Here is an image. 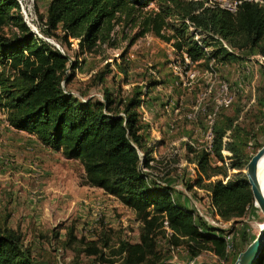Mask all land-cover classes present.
<instances>
[{"label":"trees","instance_id":"1","mask_svg":"<svg viewBox=\"0 0 264 264\" xmlns=\"http://www.w3.org/2000/svg\"><path fill=\"white\" fill-rule=\"evenodd\" d=\"M148 1L49 0L45 14L40 15L44 24L41 31L68 44V35L73 36L84 50L109 41L115 23L121 19L134 21L143 15L140 32L150 29L159 33L165 17L170 16L176 22L173 23L176 34L191 39L185 50L192 60L204 54L202 45L194 39L195 32L201 33L204 45L209 38L220 37L234 46L264 54V7L255 2L244 1L231 12L204 6L201 0H157L158 10L142 11ZM8 20L17 26V32L2 31L1 26ZM57 29L63 33L57 34ZM221 49L225 50L222 46ZM68 61L64 49L29 29L18 12L17 0H0V109L5 110L9 124L35 134L44 145L60 151L64 157L78 159L83 166L84 181L116 196L138 219L137 240L121 239L112 250L121 254V261L115 263L112 258H104L95 241L88 242L86 251L100 253V258L115 264H200L191 263L189 258L195 259L207 251L217 255L216 264L230 261L233 264L238 252L255 236L241 218L248 208L255 206L246 175L241 170L227 175L225 168L210 166L208 152L201 150L195 158L202 175L187 183L188 188L197 184L206 189L223 220L239 223L238 234L233 237L234 250L227 256L226 229L195 216L192 205L175 194L173 185L149 178L151 173L142 170L137 148L141 146L147 123L141 122L137 110L140 85L133 84L125 96L119 92L114 95L105 87L101 100L92 97L82 100L61 83L69 78ZM117 69L127 75L126 58L117 62ZM104 73L105 69L97 72L99 80ZM262 104L254 127L264 135V100ZM235 119L236 114H222L215 123L214 153L222 157V136L226 129L232 128L225 146L234 156L239 155L232 166L241 168V157L246 154L240 143L248 131L239 123L233 125ZM143 164L151 166L147 159ZM217 173L228 177L225 181L221 177L210 179ZM165 219L171 229L168 235L163 228ZM75 227L72 224L67 228V241L75 240ZM161 237L162 242L158 241ZM179 248L187 257L180 263L169 259ZM0 264H41L24 243L22 231L6 223L0 224ZM253 264H264V248Z\"/></svg>","mask_w":264,"mask_h":264},{"label":"rangeland","instance_id":"2","mask_svg":"<svg viewBox=\"0 0 264 264\" xmlns=\"http://www.w3.org/2000/svg\"><path fill=\"white\" fill-rule=\"evenodd\" d=\"M22 1L23 3L32 1L33 24L39 32L36 34L60 50L64 49L69 56L66 70L69 78L61 81L66 90L82 100L87 97L101 100L105 87L112 90L114 95H118L119 92L125 96L133 84L140 85L142 90L140 98L143 94L150 118L154 124L156 122L160 131L158 139L153 142L151 127L141 119V122L146 124V129L142 131L143 138L139 149L151 151V154L155 150L158 156L157 163L148 167L147 171L158 180L161 179L159 181L173 185L175 194L184 198L188 204H198L208 212L209 193L206 189L197 184L187 187V183L194 182L198 175H202L195 158L196 153L200 151L192 150L193 147L185 140H180L181 135L190 136L194 131L191 127L184 128L183 131L179 129L169 132L163 102L169 96L188 103L194 102L207 84L216 83L219 78L226 80L234 93V98L230 106L220 110L216 122L222 114L237 115L233 125L239 123L244 131H248L240 143L246 156L241 157V168H236L232 166V162L238 160L239 155L234 156L232 151L225 156L221 153L222 157L214 152L208 153V164L225 168L227 175L238 170L245 174L247 156L256 151L259 147L257 144H264V135L257 132L254 127L264 100V65L257 63L252 70L243 71L239 64L244 59L243 55L261 52L234 46L220 37L209 38L207 46L219 59L216 70L211 75L203 73L209 59L203 54L191 65L192 69H198L199 72L190 80L185 73L182 77L176 75L169 64L176 54L180 56L178 52L185 50L191 43L190 38L176 34L173 27L175 21L170 16L165 17V23L159 33L150 29L140 32L143 27L141 23L143 15H138L134 21L124 22L121 19L115 23L109 41L82 50L77 45V38L73 36L68 35L67 39L70 42L68 44L57 36H48L41 31L44 24L40 15L45 14L49 0ZM158 3L157 0H149L142 6V11L150 8L158 10ZM18 12L23 20L19 4ZM26 25L28 26L27 23ZM1 29L7 34L18 30L11 20L4 23ZM56 32L63 33L59 29ZM178 42L181 44L180 47L177 45ZM224 42L239 55L229 51ZM221 46L225 50L221 49ZM123 58L128 62L126 76L117 69V62H121ZM74 62L72 66L71 63ZM103 69L104 77L99 80L97 72ZM1 114L0 109V160L3 164L10 165L7 170L0 165V224L24 228V235L29 232L27 231L29 226L30 230L36 231L34 235L37 236L39 246L32 244L29 248L33 257L41 264H115L121 261V254H114L112 250L117 248L121 239L137 240L139 223L135 212L116 196L107 195L98 188H90L91 185L83 179V166L78 159H65L59 151L52 153L42 149L41 145L29 139V135L18 134L16 129L2 125ZM202 125V120H199L195 126ZM228 129L231 138L232 128ZM193 140L196 141L197 137ZM171 141H176L175 146L178 149L173 153L172 148H169ZM220 159L223 160L221 164L218 162ZM185 160L194 161L200 173L197 170L193 172L188 165L179 164ZM24 161L27 162L24 165L27 169L17 168L14 172L11 171ZM63 177L65 179L61 180ZM219 177L226 180L228 176L217 173L211 175L210 179ZM26 198L33 200L38 207L34 210L28 207L29 202L26 203ZM34 212L41 216L39 223L32 221ZM28 213L31 217H24ZM22 216L24 220L21 219ZM241 218H244L243 223L249 226V231L256 234L259 229L253 225L262 222V211L256 205L251 206ZM72 224H75V229L78 230L75 231L77 237L75 236V240L67 241L66 230ZM91 241L97 243V247L103 251L104 258H112L115 263L103 260L99 257L100 253H88L86 247ZM186 258L181 248L173 251L169 257L178 263ZM195 261L200 264H216L215 257L207 251L198 255Z\"/></svg>","mask_w":264,"mask_h":264},{"label":"built area","instance_id":"3","mask_svg":"<svg viewBox=\"0 0 264 264\" xmlns=\"http://www.w3.org/2000/svg\"><path fill=\"white\" fill-rule=\"evenodd\" d=\"M201 1L204 6L219 7L229 10L231 12H235L238 6L244 1L255 2L264 7V0H201ZM17 2L19 4L20 12L22 14L24 22L28 24V26L31 28L33 32L39 34L36 26L33 24L34 16L31 10L32 1H30L29 3L27 2L23 3L22 0H17ZM190 28H193V26H190ZM194 39L197 41L198 44L202 45L204 54L209 58L207 62V67L203 70V73L204 74L208 73L211 75L213 72H215L216 67L219 63V59L212 53V51L207 45L203 44V38L201 33L195 32ZM224 46L227 47L229 51L239 55L236 50L229 48L225 42H224ZM178 54H180V56L176 54L175 57L172 58L169 63L171 66V70L176 75L181 77L182 74L185 73L187 79L195 77L198 74L199 70L194 68L192 69L191 65L193 64L194 60H192V58L190 57V55L187 53L186 50H181L180 52H178ZM243 56L244 59L239 64L240 69L243 71L252 70L257 63H259L260 65H264V54L254 53V54H246ZM240 69L237 64V72H239ZM233 98H234V93L230 90V86L228 85L226 80L220 78L217 79L216 83L211 82L207 84L204 90L201 92V95L197 99H195L194 102L192 101L191 103H188L183 101L182 99L173 98L169 96V98L165 99L163 102V109L166 116L167 129L169 132H173L179 129L183 131L184 128L192 127L191 129H193L194 134L190 136L187 134H183L180 136V140L181 139L185 140L189 146L193 147L192 150H196V151L204 150L208 153L213 154L214 136H215L214 128H215L216 119L218 118L220 110L222 108H226L231 105ZM147 108L148 107L146 106V103L144 101V96L142 94L139 105L137 106V109L140 113V117L145 123L149 124L151 130L154 127L157 129V125L156 123L154 124L153 121L151 120L149 110ZM1 110L5 114L3 125L12 127L6 118L5 110L4 109ZM199 120H202L203 125L195 126L198 124ZM229 131L230 129H227L224 135L222 136V146L220 148V152L224 156L231 153L230 150L225 146L226 141L230 139ZM159 134H160L159 130H157V132H153L154 135L153 142L158 139ZM194 137H197L196 141L193 140ZM175 144L176 141H171L169 144V148L170 149L172 148L171 149L172 153L178 150ZM137 152L140 158L141 168L144 171H147V168L149 167L148 165L143 164L144 160L147 159L148 164L151 166L155 165L158 161L157 158L158 156L155 150L153 154H151L152 153L151 151L145 152L137 148ZM218 162L221 164L223 163V160L220 159L218 160ZM179 164L188 165L193 170V172L197 170L200 173L197 164L194 161L185 160L184 162H179ZM149 178H155V180H157L158 182H162L159 181L161 179L158 180L155 177V175H153L152 173L150 174ZM222 180L225 181V179ZM208 203H209L208 204L209 212L198 204L192 205L194 214L195 216H200L204 221L215 227H222L226 229L224 233V238L226 240V255L230 256L234 250L233 237L234 235L238 234L237 226L239 225V223L233 222V220H223L217 214L216 208L211 202L210 197ZM163 228L165 229L166 235L171 233V229L166 219L163 221ZM158 241L162 242L164 241V238L161 237L158 239ZM209 253H211L215 258H217V255L214 254L213 252H209ZM189 261L192 263L195 261V259L189 258Z\"/></svg>","mask_w":264,"mask_h":264},{"label":"water","instance_id":"4","mask_svg":"<svg viewBox=\"0 0 264 264\" xmlns=\"http://www.w3.org/2000/svg\"><path fill=\"white\" fill-rule=\"evenodd\" d=\"M263 153L264 144H262L250 156L244 167V172L246 174L247 182L250 185L253 200L256 204L259 205L262 211V222L253 239L242 250L238 252L233 264H253L264 248V194L261 190L257 176L258 159Z\"/></svg>","mask_w":264,"mask_h":264},{"label":"crops","instance_id":"5","mask_svg":"<svg viewBox=\"0 0 264 264\" xmlns=\"http://www.w3.org/2000/svg\"><path fill=\"white\" fill-rule=\"evenodd\" d=\"M1 117H2V120H1V124L3 125V120H4V117H5V114L3 113V111H2V114H1ZM156 123V122H155ZM157 125V124H156ZM158 126V125H157ZM7 127H10V126H7ZM11 128H13V127H11ZM155 128V127H154ZM152 129V131L153 132H157V130H159V128L157 127V129L155 128V129ZM14 129H16V128H14ZM16 131H17V133L18 134H20V133H25L26 135H29V139L30 140H32L34 143H36V144H38V145H41V147H42V149H44V150H47V151H50V152H52V153H56V151L57 150H54V149H51L50 147H48V146H46V145H44L36 136H35V134H33V133H29V132H27V131H25V130H22V129H16ZM60 152V151H59ZM61 153V152H60ZM62 155V154H61ZM63 156V155H62ZM65 159H71V158H66L65 157ZM72 159H74V158H72ZM0 165H1V167L3 168V169H9V163L8 164H3L2 163V161L0 160ZM25 164H27V162H22V164H18L17 165V167L16 168H13V169H11V171H15V170H17V168H20L21 170H24V169H27L26 168V166H24ZM14 165V164H13ZM18 172H21L20 170H18ZM23 172V171H22ZM63 172V171H62ZM63 175L65 176V174L63 173ZM65 178L63 177L61 180H64ZM54 187H56V186H54ZM90 188H93V189H95V188H98V189H101L102 191H103V189L101 188V187H96V186H90ZM104 192V191H103ZM105 194H107V193H105ZM107 195H110V194H107ZM110 196H113V195H110ZM27 202H29V206L28 207H30V208H32L33 210L36 208V207H38V206H35V202L33 201V200H30L29 198H26V203ZM54 210V209H53ZM31 211V210H30ZM35 213V215L33 216V218H32V221H35L36 223H39V221L41 220V216H39V214H37V212H34ZM31 217V214H29L28 213V215L27 216H24V217ZM24 217L22 216L21 217V219L22 220H24ZM243 220H244V218H243ZM12 227H14V228H19V226H16V225H13ZM77 227H78V225H77ZM21 231H22V234H23V238H24V243L26 244V245H32V244H37L38 243V240H37V236H35L34 235V233H37L36 231H32V230H30L31 228H30V226L28 227V229H27V231H29L26 235H24V228H19ZM23 229V230H22ZM76 231H78L77 230V228H76ZM41 232V230H39V233ZM38 246H39V244H37Z\"/></svg>","mask_w":264,"mask_h":264},{"label":"bare ground","instance_id":"6","mask_svg":"<svg viewBox=\"0 0 264 264\" xmlns=\"http://www.w3.org/2000/svg\"><path fill=\"white\" fill-rule=\"evenodd\" d=\"M257 176H258V181L261 187V190L264 194V153L260 156V158L258 159V164H257ZM256 207L259 205L256 204ZM260 208V207H259ZM261 210V209H260ZM261 223H256L255 225H253L254 228H258L260 226Z\"/></svg>","mask_w":264,"mask_h":264}]
</instances>
